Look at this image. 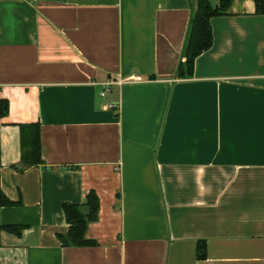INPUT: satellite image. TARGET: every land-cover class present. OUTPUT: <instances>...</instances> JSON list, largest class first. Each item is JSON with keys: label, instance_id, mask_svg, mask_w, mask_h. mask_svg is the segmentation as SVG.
<instances>
[{"label": "crops", "instance_id": "obj_1", "mask_svg": "<svg viewBox=\"0 0 264 264\" xmlns=\"http://www.w3.org/2000/svg\"><path fill=\"white\" fill-rule=\"evenodd\" d=\"M196 5L0 0V189L20 202L0 264H264V11L233 0L181 78ZM31 124L43 164L24 170ZM91 191L95 244L64 247L63 205L87 214Z\"/></svg>", "mask_w": 264, "mask_h": 264}, {"label": "trees", "instance_id": "obj_2", "mask_svg": "<svg viewBox=\"0 0 264 264\" xmlns=\"http://www.w3.org/2000/svg\"><path fill=\"white\" fill-rule=\"evenodd\" d=\"M233 0H222L214 6L210 0H197V5L192 13L182 58L178 69V75L181 78H191L194 76L195 62L203 53L210 50L213 46V30L211 19L228 15V11ZM257 5H262V0H255ZM9 113V102L0 99V118L7 116ZM21 141L23 150V167L24 170L43 164L42 144L39 124L22 125ZM20 202L10 200L0 189V207H15ZM88 212L84 214L81 205L65 203L63 211L69 226L66 235H59V239L64 247H86L95 244L93 240L86 238V232L90 223L98 220L99 216V197L95 191H91L87 196V202L84 205ZM5 230L21 235L22 228L16 225L5 226ZM198 259L206 257V248L204 243H199Z\"/></svg>", "mask_w": 264, "mask_h": 264}, {"label": "built area", "instance_id": "obj_3", "mask_svg": "<svg viewBox=\"0 0 264 264\" xmlns=\"http://www.w3.org/2000/svg\"><path fill=\"white\" fill-rule=\"evenodd\" d=\"M112 84H114V83H113V82H108V83H106V87H109V86H111ZM106 91H107V90L101 92V97H105V96H106Z\"/></svg>", "mask_w": 264, "mask_h": 264}, {"label": "water", "instance_id": "obj_4", "mask_svg": "<svg viewBox=\"0 0 264 264\" xmlns=\"http://www.w3.org/2000/svg\"><path fill=\"white\" fill-rule=\"evenodd\" d=\"M262 11H264V10H263V0H262Z\"/></svg>", "mask_w": 264, "mask_h": 264}]
</instances>
